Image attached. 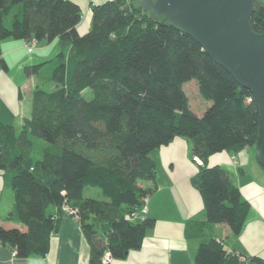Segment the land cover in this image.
Segmentation results:
<instances>
[{
	"label": "trees",
	"instance_id": "trees-1",
	"mask_svg": "<svg viewBox=\"0 0 264 264\" xmlns=\"http://www.w3.org/2000/svg\"><path fill=\"white\" fill-rule=\"evenodd\" d=\"M252 1L250 26L260 32L264 0ZM90 10L89 28L80 34L82 11L73 0H0V43L56 38L59 45L50 59L22 67L27 77H36L51 66L47 80L54 88H33L30 114L19 130L0 98V169L13 195L8 218L26 227L0 226V243L19 257L45 255L56 226L52 216L66 202L77 209L90 244L89 264H100L105 250L124 258L141 247L155 225L150 215L125 217L137 212L151 191L141 185L155 175L150 152L175 136L185 137L192 156L201 159L191 184L202 198L204 218L188 219L186 235L203 236L207 223H225L238 235L249 203L228 171L207 161L216 152L253 147L258 109L251 92L193 37L153 20L135 0L91 2ZM0 69H8L1 47ZM191 79L210 101L199 116L182 89ZM86 88L89 99L82 95ZM33 138L42 143L40 156L33 152ZM85 187L96 188L103 198L84 196ZM239 255L212 237L199 244L194 262L246 264ZM245 257L264 264L259 257Z\"/></svg>",
	"mask_w": 264,
	"mask_h": 264
},
{
	"label": "crops",
	"instance_id": "crops-1",
	"mask_svg": "<svg viewBox=\"0 0 264 264\" xmlns=\"http://www.w3.org/2000/svg\"><path fill=\"white\" fill-rule=\"evenodd\" d=\"M73 1L85 12L77 24L78 33L83 34L90 25V3L95 1ZM103 1L98 0L99 3ZM23 45L26 48L23 39L13 41L7 38L1 41V51L8 65L14 61L12 57H19L17 51ZM32 56L28 60L25 56L18 58L16 63H19L21 73H11L9 66L7 71L0 69V98L15 114L16 124L19 125L22 118L30 114L32 80L35 77H27L21 64L51 58L42 54ZM18 89L21 90V98L18 97ZM150 156L156 162L155 175L141 185L151 188L146 200L147 215L155 218V225L144 235L140 248L129 250L124 258H112L110 264H195L199 244L212 237L220 241L227 251L264 260V173L255 158L253 147L246 146L236 152H216L207 161L208 165L224 167L241 196L249 203L246 221L238 235L231 234L225 223L205 224L203 236L186 235L187 220L204 218V208L198 190L191 184V177L199 164L194 161L185 137L175 136L168 144L154 148ZM12 205V191L4 184L3 171L0 169V226L26 229L8 218ZM55 221L56 226L50 233L45 255L19 257L11 246L0 243V264H89L90 244L79 221L65 214L58 215ZM246 264L255 263L246 260Z\"/></svg>",
	"mask_w": 264,
	"mask_h": 264
},
{
	"label": "water",
	"instance_id": "water-1",
	"mask_svg": "<svg viewBox=\"0 0 264 264\" xmlns=\"http://www.w3.org/2000/svg\"><path fill=\"white\" fill-rule=\"evenodd\" d=\"M150 18L190 35L253 96L258 109L255 158L264 167V27L254 31L252 0H135Z\"/></svg>",
	"mask_w": 264,
	"mask_h": 264
},
{
	"label": "rangeland",
	"instance_id": "rangeland-1",
	"mask_svg": "<svg viewBox=\"0 0 264 264\" xmlns=\"http://www.w3.org/2000/svg\"><path fill=\"white\" fill-rule=\"evenodd\" d=\"M95 3H99L98 0H94ZM84 11V10H83ZM83 15H85V12H82ZM90 18H91V13H90ZM10 40L16 41L19 39H14V38H9ZM51 42V41H50ZM48 43L46 41H39L38 45L35 46L33 48V52H27L26 48H24V45L22 48H20L17 51V56L19 57H12L14 59L13 62H10V64L8 65L6 59V63L7 65L10 67V72L11 73H21V69L19 68V63H16L18 61V58L20 57H24L26 58V60L30 59L32 55H47L49 57L54 56L57 51L59 50V45H58V41H53L52 43ZM41 46H43V48H41ZM24 50V51H23ZM27 52V53H26ZM40 53V54H39ZM33 57V56H32ZM25 64H31L30 62H26L23 63L21 65H25ZM23 67V66H22ZM51 66H45L44 69H42L38 76L34 77V79L32 80V84H33V88L34 87H41L42 89L45 90H51L54 88V83L52 81L47 80V76L48 73L50 72ZM182 89L187 97V101H188V106L190 108V110H192L196 115L199 116V114L202 113L203 109H205L209 104L210 101L203 99L200 96L199 90H198V85L197 82L194 79H191L189 81L183 82L182 83ZM33 90V89H32ZM28 91V89H27ZM32 94V92H31ZM82 95L84 98L89 99L91 97V92L88 88L84 89L82 91ZM16 129L19 130V124H16ZM33 147H34V154L36 156H40V148H41V141H39L36 138H33ZM98 156H102L98 155ZM83 194L84 196H91V197H96V198H103V196L99 193V191L94 188V187H85L83 190Z\"/></svg>",
	"mask_w": 264,
	"mask_h": 264
},
{
	"label": "built area",
	"instance_id": "built-area-1",
	"mask_svg": "<svg viewBox=\"0 0 264 264\" xmlns=\"http://www.w3.org/2000/svg\"><path fill=\"white\" fill-rule=\"evenodd\" d=\"M38 41L35 38H31L30 40L25 41V46L28 52H31L33 50V48L37 45ZM194 161L197 164H201V160L198 159L197 156H193ZM143 204L141 205V207L139 208V210L137 212H133V214H128L126 215V219L128 220H135L137 218H143L144 216H146L148 214V207L146 205V200H147V195H145L143 198ZM60 214H65V215H70L73 216L74 218L77 219V209L75 207L70 206L68 203L64 202L58 209V211H56L52 218L56 219L58 217V215ZM15 252V251H14ZM239 260L243 263H245L246 261V257L245 256H240L239 255ZM112 260V257L110 255V252L108 250H105L101 257H100V264H110Z\"/></svg>",
	"mask_w": 264,
	"mask_h": 264
}]
</instances>
